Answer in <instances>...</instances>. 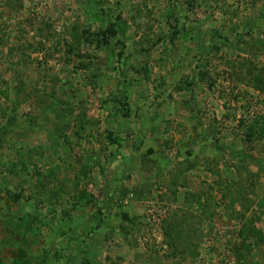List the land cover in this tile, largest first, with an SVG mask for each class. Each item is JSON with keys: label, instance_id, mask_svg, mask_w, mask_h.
<instances>
[{"label": "rangeland", "instance_id": "1", "mask_svg": "<svg viewBox=\"0 0 264 264\" xmlns=\"http://www.w3.org/2000/svg\"><path fill=\"white\" fill-rule=\"evenodd\" d=\"M0 264H264V0H0Z\"/></svg>", "mask_w": 264, "mask_h": 264}]
</instances>
